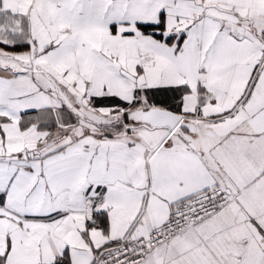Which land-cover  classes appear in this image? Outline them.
I'll return each mask as SVG.
<instances>
[{
  "label": "snow or ice",
  "instance_id": "1",
  "mask_svg": "<svg viewBox=\"0 0 264 264\" xmlns=\"http://www.w3.org/2000/svg\"><path fill=\"white\" fill-rule=\"evenodd\" d=\"M0 264H264V0H0Z\"/></svg>",
  "mask_w": 264,
  "mask_h": 264
}]
</instances>
